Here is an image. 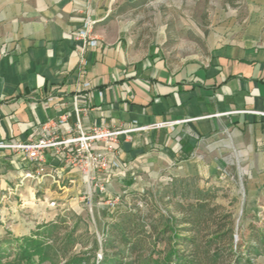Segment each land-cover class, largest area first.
I'll return each instance as SVG.
<instances>
[{
  "label": "crops",
  "instance_id": "1",
  "mask_svg": "<svg viewBox=\"0 0 264 264\" xmlns=\"http://www.w3.org/2000/svg\"><path fill=\"white\" fill-rule=\"evenodd\" d=\"M113 1L0 0V142H26L46 121L66 115L65 136L78 118V95L86 131L94 125L143 128L120 136L114 152L97 147L109 161L100 177L105 193L121 186L140 192L137 186L161 171L173 178L203 176L204 162L210 175L230 160L264 175V0H247L246 19L228 42L182 62L168 61L155 39L147 44L121 25L111 15ZM86 31V38L80 35ZM46 156L45 171H56L59 182L25 180L16 191L36 166L0 150V202L19 195L43 211L38 222L46 219L44 210L54 209L51 200L74 207L88 188L80 170L60 162L55 149Z\"/></svg>",
  "mask_w": 264,
  "mask_h": 264
},
{
  "label": "rangeland",
  "instance_id": "2",
  "mask_svg": "<svg viewBox=\"0 0 264 264\" xmlns=\"http://www.w3.org/2000/svg\"><path fill=\"white\" fill-rule=\"evenodd\" d=\"M247 7V0H137L134 3L114 0L111 15L122 21L121 25L127 26L129 31L137 30L147 44L155 39L162 56L168 61L182 62L191 58H203L212 47L228 42L230 32L246 19ZM116 26L115 23L113 32ZM228 162V166L212 175L206 169L211 167L210 162H204L203 176L199 175L190 184L196 183L202 189L210 188L216 192V203L225 213L232 215L237 250L245 251L251 239V226L254 230H264V175L247 173L243 161ZM159 174L157 178L146 182V186L140 183L137 186L140 192L136 190L132 194L125 192L126 188L122 186L114 189L116 194L108 191L99 194L94 186L85 188L83 192L86 194H79L77 197L86 198L79 199L77 206L67 204L53 207V210H44L46 222H38V218L43 217V211H37L36 206L30 207L25 201H20L19 195L8 196L14 200L0 202V243L6 237L19 241L30 236L44 238L47 243H52L50 237L48 239L47 236L36 235L39 227L64 220V226L75 231L77 245L71 255L82 258L80 264H120L119 259L114 260L116 258L112 257L120 251L118 246L108 247L107 242L108 233L119 213L138 207L145 213L159 212L167 217L179 215L176 205L181 198L171 200L168 193L179 182V178H173L163 171ZM41 195V192L36 193V199H41ZM51 201L61 204L64 202L63 199ZM165 248L164 243L157 246L155 260H160L158 254ZM261 251L264 252V248ZM244 257H249L251 264H264V254L255 252L252 256ZM35 259L39 261L37 257ZM54 259L53 263L66 262L63 257ZM7 260H14V255ZM128 262L129 259H126L124 264Z\"/></svg>",
  "mask_w": 264,
  "mask_h": 264
},
{
  "label": "trees",
  "instance_id": "3",
  "mask_svg": "<svg viewBox=\"0 0 264 264\" xmlns=\"http://www.w3.org/2000/svg\"><path fill=\"white\" fill-rule=\"evenodd\" d=\"M195 179L179 178L168 192L171 200L181 198L176 205L178 217L145 213L138 207L119 213L107 238L108 247L118 246L120 250L112 255L114 260L119 259L120 264L126 259L128 264H251L245 255L264 254V230H254L252 226L251 242L245 251L237 250L232 215L216 203L218 195L213 189L190 184ZM64 223L63 220L39 227L36 235L50 237L52 243L33 236L19 241L6 237L0 243V264H58L53 263L54 258L60 257L66 258L64 264L82 263V258L71 255L77 239L75 231ZM63 229L67 230L62 232ZM160 243L166 248L158 254L160 260H155ZM13 255L14 260H7Z\"/></svg>",
  "mask_w": 264,
  "mask_h": 264
},
{
  "label": "built area",
  "instance_id": "4",
  "mask_svg": "<svg viewBox=\"0 0 264 264\" xmlns=\"http://www.w3.org/2000/svg\"><path fill=\"white\" fill-rule=\"evenodd\" d=\"M80 35L87 37L88 32H82ZM96 45L95 41L91 42ZM83 63V60H81ZM92 83L88 82L86 88L91 87ZM81 98L78 95L74 97V111L78 114L75 127H68L67 134L62 136L60 128L64 125L68 116H62L58 121L48 120L42 127L40 135L31 136L26 142L20 141H2L0 142V150L8 149L19 154L27 162L34 164V171L26 172L21 181L18 183L17 190L24 185L25 180H35L41 182L44 178L49 177L54 183H58V173L56 171L47 172L45 166L47 163V152L51 149L56 150L57 159L65 163V166L72 171L80 170L85 184L89 188L95 186L100 194L104 193V184L100 183V177L103 173L109 172V161L106 154L97 150L101 144L106 146L110 152H114L119 145L120 136L140 130L143 128L134 125L133 128L114 130L108 127L92 126L86 131L81 124L79 113L83 110L79 107ZM160 127L161 125H157ZM14 191V192H16ZM13 193L12 190L9 191ZM117 201L119 199H116ZM52 207H56V202L51 203Z\"/></svg>",
  "mask_w": 264,
  "mask_h": 264
}]
</instances>
